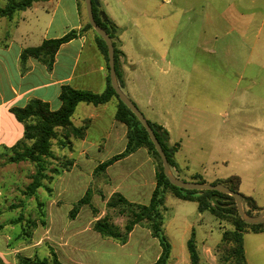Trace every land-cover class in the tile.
<instances>
[{
  "label": "crops",
  "instance_id": "crops-1",
  "mask_svg": "<svg viewBox=\"0 0 264 264\" xmlns=\"http://www.w3.org/2000/svg\"><path fill=\"white\" fill-rule=\"evenodd\" d=\"M95 4L121 30L115 42L123 54L120 58L122 91L125 90L133 98L140 110H146L149 114L147 121L168 132L169 144L178 148L175 160L179 169L175 175L188 182H193L194 176L204 178L205 174L191 168L190 161L183 154V147L172 142L169 126L172 121L170 117H174L178 111L172 102L174 92L188 90V70L183 66V58L173 53L166 56L164 60L168 58L170 69L163 71V81H155V59H150L146 65L143 58L127 45L125 20L132 13L124 5L126 1L96 0ZM114 5H120V15H117ZM87 24L86 9L80 6L79 0H44L18 13L12 20L0 18V150L10 152L24 138V125L14 115L15 109L24 108L36 99L49 104L52 111H57L61 107V91L66 86L96 94L107 89V62L98 47L96 32L86 30ZM72 31L77 32V37L60 47L51 68L33 58L22 60L24 50L40 47L45 41L60 39ZM174 59H179V62L175 63ZM194 87L199 89L201 86ZM117 107L116 99L100 106L86 103L77 106L72 123L82 128L87 122L85 138L72 139L71 148L59 147L54 151L58 157L65 156L72 160L73 166L54 178L52 192L48 193V206L36 195L31 199L23 196L17 208L10 207L13 217L7 223L0 222V264H20L21 258L35 256L44 259L51 251L56 253L61 264L62 256L70 264H84L80 257L85 256L87 260V254L92 256L99 253L98 248L111 247L130 257L125 251L132 246H136L138 251V258L133 264H140L150 248L149 244L158 246L157 261L161 247L146 224L136 225L125 244L105 238L93 228L96 221L108 214L106 205L114 194L120 193L130 203L148 205L156 187V164L145 148L113 163L105 172L95 174L100 164L122 154L126 149L127 127L116 120ZM118 148L120 151H117ZM105 152L107 155L102 157ZM89 190L92 195L90 203L84 205L76 217L71 219L70 212ZM240 192L250 196L244 193L242 182ZM32 199L35 206L28 203ZM38 201L43 204L41 209ZM166 206L170 214L168 212L165 230L174 253L172 232L179 234L188 244L190 234L195 231V223L179 215L178 211L198 212V204L169 194ZM34 213L36 226L31 237L25 238L22 236L23 228L32 220ZM198 216L203 218V214L199 213ZM18 229L20 234L13 236V232ZM212 249L205 247L204 250L208 252ZM92 262L90 260L86 264Z\"/></svg>",
  "mask_w": 264,
  "mask_h": 264
},
{
  "label": "rangeland",
  "instance_id": "rangeland-1",
  "mask_svg": "<svg viewBox=\"0 0 264 264\" xmlns=\"http://www.w3.org/2000/svg\"><path fill=\"white\" fill-rule=\"evenodd\" d=\"M125 1L127 11L132 13L125 20L127 45L146 65L155 59L154 80H164L163 71L170 69L168 58H164L172 53L183 58L188 70V90L174 92L172 102L178 111L170 117L172 142L183 147L193 170L205 174L201 180L206 184L238 176L244 193L264 207V0ZM96 7L100 16V6ZM113 7L120 15V5ZM195 85L201 87L197 89ZM124 93L134 101L125 90ZM140 111L149 117L146 110ZM59 147L54 141L53 150ZM11 154L0 150V222L4 223L13 217L10 207L20 205L35 172L30 163H8ZM106 155L107 152L102 157ZM48 193L41 189L37 194L46 206ZM28 203L35 206L33 199ZM178 214L195 223L200 264H219L217 247L224 231L233 229L231 223L209 212L203 218L198 212L179 210ZM111 217L123 228L125 218L113 211ZM172 233L175 251L169 264H191L184 239ZM18 234L19 229L12 235ZM244 245L248 264H264V233L245 234ZM151 246L140 264L156 261L158 246ZM205 247L214 249L207 252ZM98 249L99 253L87 254V260L81 256V262L133 264L138 258L136 246L125 251L130 257L111 247ZM62 261L70 264L63 256Z\"/></svg>",
  "mask_w": 264,
  "mask_h": 264
},
{
  "label": "trees",
  "instance_id": "trees-1",
  "mask_svg": "<svg viewBox=\"0 0 264 264\" xmlns=\"http://www.w3.org/2000/svg\"><path fill=\"white\" fill-rule=\"evenodd\" d=\"M44 0H0V18L12 20L18 13L27 11L35 3ZM80 6L85 7L84 0H79ZM93 11L96 22L106 30L114 41L116 73L120 87H122L123 71L120 58L122 52L117 47V42L121 30L106 15L98 10L93 3ZM106 18V22L103 18ZM86 30H93L91 25L87 24ZM97 34V33H96ZM77 37V32L72 31L66 36L57 39L45 41L40 47L24 50L22 60L33 58L46 64L51 68L55 62V56L60 47L69 43ZM98 47L104 55L109 75L107 78V89L96 94L88 91L76 90L69 86L62 89L60 94L61 107L57 111H52L49 104L41 100H31L24 108H18L13 111L17 120L24 125V138L16 144L11 150V156L8 163L20 164L30 163L35 167L32 175V181L23 192L28 199L36 197L38 191L43 189L51 193L50 184L55 177L61 175L64 171H69L73 166V161L67 157H58L53 150V142L57 141L60 148H71L72 139L83 140L85 138L86 126L77 128L72 123V117L77 106L81 103L100 106L109 103L113 99L118 101L116 120L127 127V145L125 151L110 160L100 164L95 174L99 175L113 163L128 157L138 149L145 148L152 156L156 164V187L148 205L134 204L127 201L120 193L114 194L108 201L106 207L108 214L94 223V230L105 238L125 244L128 241L130 233L136 225L146 224L150 229L152 236L159 241L161 253L157 261L153 264H169L172 257V244L166 234L165 224L169 212L166 206V198L169 194L174 197L198 204V212L204 214L209 212L221 221H228L233 226L232 230L224 231L221 242L217 247L219 254V264H248L244 245V236L248 233H264V224L248 225L240 217L235 199L229 195L217 191H194L184 190L173 186L163 171V163L159 156L148 132L143 127L139 119L133 112L127 108L115 93L110 79L108 48L102 37L97 34ZM150 126L156 130V136L166 153L170 168L175 175L178 171V165L175 160L178 148L169 144L168 132L156 124L148 121ZM176 176V175H175ZM178 179L179 176H176ZM200 176H194L193 182L205 183ZM181 180V179H180ZM184 181V180H182ZM241 178L238 176L214 183L225 184L229 188L240 193L245 212L248 216L256 217L264 209L260 208L257 202L251 196H246L240 192ZM91 190L79 200L73 210L70 212V218L74 219L80 209L90 203ZM39 209L43 204L38 201ZM15 208L16 206H12ZM113 211L117 216L124 217L126 222L122 227L113 222L110 212ZM35 213L32 220H29L27 226L23 228L22 236L30 238L32 231L36 226ZM19 221V220H18ZM190 254L191 264H200V255L195 240V233L187 244ZM20 264H61L56 253L51 251L47 258L41 259L38 256L33 258H21Z\"/></svg>",
  "mask_w": 264,
  "mask_h": 264
},
{
  "label": "water",
  "instance_id": "water-1",
  "mask_svg": "<svg viewBox=\"0 0 264 264\" xmlns=\"http://www.w3.org/2000/svg\"><path fill=\"white\" fill-rule=\"evenodd\" d=\"M93 3H96V0H84L85 9L88 17V22L93 28V30L99 34L102 39L105 41L107 48H108V55H109V69H110V79L111 85L118 95L119 99L123 104L129 108L133 114L139 119L143 127L148 132L159 156L161 157L163 163V171L165 176L169 179L170 183L177 187L184 190H194V191H217L222 194L229 195L235 199L239 215L241 219L248 225H262L264 224V211L261 212L256 217L248 216L245 212L243 199L240 193H236L232 191L229 186L225 184H217V185H209L206 183H199V182H184L178 179L174 173L172 172L168 158L166 156L165 151L163 150L157 136L156 130L150 126L147 119L144 117L142 112L138 109V107L126 96V94L122 91L116 73V64H115V48L113 44V40L95 20L94 11H93ZM104 21L106 22V18L104 17Z\"/></svg>",
  "mask_w": 264,
  "mask_h": 264
}]
</instances>
